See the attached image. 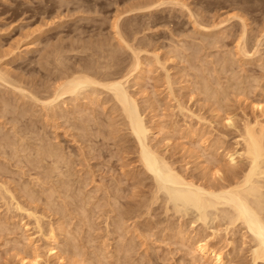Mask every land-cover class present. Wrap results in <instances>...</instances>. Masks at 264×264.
I'll return each mask as SVG.
<instances>
[{"label":"rangeland","instance_id":"obj_1","mask_svg":"<svg viewBox=\"0 0 264 264\" xmlns=\"http://www.w3.org/2000/svg\"><path fill=\"white\" fill-rule=\"evenodd\" d=\"M163 1L164 0H159V4L160 2H163ZM174 1L175 0H167L166 2L169 4H166L164 2L163 5L160 6L158 5L157 0H0V62H1L0 71H4L6 72V74L8 73L6 79L9 80L8 84L6 81L4 82L0 80V86H2L0 87V104L2 103L0 105V114L3 116V118L5 117L3 119L2 116L0 115V129H1L0 130V154H1L0 158L2 159V160L0 159V174H1L0 185H3L4 183H5L4 185L8 184L6 186L9 187L11 192H13V194L17 197L16 200L20 202L22 206H25L26 209L29 208V211H32L31 209H33L32 212L34 216L36 215L35 217L33 215L28 216L29 215V213H27L29 212L28 210L27 211L16 210L17 212H15V208L11 206L10 203H9L10 205L8 204V202L10 201L9 200L10 195L5 194L7 197L4 196V198H2L1 190H0V199L2 200V202L0 200V225H1L0 226V264H21L19 260L20 255L22 256L25 251L27 253H30V250L32 253L33 247L39 248V251L42 254V258H43L42 264L44 263L45 264H66V263L70 264V262L71 264L72 263L79 264L78 262L79 259H80V264L82 263L84 264L87 261L88 262L86 264H88L89 262H90L89 264L91 263L96 264L97 262H98L97 264H104V263L106 264H128V262L129 264H134V263L136 264H140V263L141 264H215V261L212 260L211 258H207L203 260L200 257L199 253H196L195 249L193 250V248H195V245H196L195 244L196 240H198L199 238H202L203 236L206 237V239L209 238L211 248L212 249L215 248L214 250L216 253L222 254V256L225 259L224 260L225 264H251L252 263V258H250L251 257L250 251H252L253 249L252 248L253 246L251 245H254V244H252L253 239L251 237V234H249V232L247 233L245 232L247 230L243 225L241 226L242 224L241 222H236V225L235 224L233 225L235 227H233L232 224H230L231 218L229 215L227 218L223 210V209H227L230 212L229 207L227 208V207L219 206V208L215 210H202V209H198L194 207L193 204L190 205L187 202L186 204H183V202H181L180 199H179L180 202H178L177 199H175V195H176L174 194L175 191L173 190V193H170L172 192L171 190L174 189L172 186L171 187L170 185L161 186L159 184L161 187L160 188L158 183L155 182L156 181L155 177L152 176L149 172L147 174L146 169L143 167V165L140 162V158L138 157L139 148L135 141L134 136L131 135L130 133L131 131L129 129V126H127V121L123 116L124 114H122L123 110L121 111V107H119L114 102V100H112L111 92H108V90L102 87H99L98 89L96 87L97 89L96 92H98L97 94L95 95L90 94L91 97H88V94L90 93L89 92L87 96H85L86 98H84L83 95H81L79 99H77L78 102L76 100L75 101L72 100L71 95L65 96V98L63 99H66V102L63 103L60 100L58 101L60 102V104L56 102V104H58V107H57L58 111H57V108L54 110H51V109L49 110L48 107L46 108L44 106L45 104H43L42 102L43 100L46 101V99H48L49 96L54 92L53 90H55L56 84L60 85L59 83H62L65 81L64 79H66L67 74H73V73L76 74L77 72L78 73H81V72L88 73L96 77L98 76L97 79H100L99 81H102V82H108L114 78H119V76L120 77L124 76V73L128 74L126 71L130 72L129 71L130 69L131 71L134 70L132 69V67H133V64L135 63V56L132 57L133 53L131 54L132 51H130V48L128 46L131 44L130 46L131 48L132 46H134L132 50L136 49L138 50L137 51L138 53L140 51L139 55H140V59L142 60L141 62L143 64L141 65L140 69L143 70V71L141 70V72L143 73H139L140 69H137L136 72L132 71L135 73L132 74V77L130 78V82L127 84V89L134 98H137L136 100L138 101V104L140 103L139 107L141 106L140 109L142 113L144 114L143 117L145 119V122L147 123V126L149 127V129H151L150 132L152 135L150 134L149 136L150 137L149 145H152L153 150L155 149L159 155L161 154L162 156H164L163 158L167 160L166 162L169 161L168 164L171 163L170 164L171 166L175 165L174 169L176 167V170L178 172L180 171V173L182 174L185 173L184 175L187 178L194 179L198 181V183L203 182L202 180H204V182H209V180L213 177L211 175L214 172V170H212V173H211V168L216 167V165L213 166V164L211 163L212 162L214 164L217 163V162H214L215 161L214 155L217 159L219 156V155L216 156L215 152L218 151L217 154L221 152L219 159L220 160L222 158L223 159L220 162L221 163L224 162L222 165L224 167H227L228 161L226 160V157L224 158L222 156H225V153L227 154V151L234 152L236 151L237 148H239L240 150V147H239L240 145H237L238 140L240 139L239 138L240 134L238 133H240L239 131H241L240 128H243L244 126L243 123L245 122V120L247 121L249 119L250 122H255V120L258 118L257 120L260 119V121L264 123V111L257 110L254 107L256 103L257 105L258 103L261 105L264 104V0H177L175 1V3ZM181 4L183 5L180 6ZM188 11L190 14L188 13ZM191 16L193 17L191 18ZM239 17H242V18H239ZM241 19L243 22L241 21ZM116 20H118V22ZM115 23L118 26H116ZM243 24L246 25L247 28L246 26H243ZM199 25L201 27H199ZM115 28H117L118 30ZM243 30L246 31L247 34L245 33L244 35ZM120 36L123 38H121ZM240 37L242 40L240 39ZM244 37L246 41V43H244L247 48L246 50H249V53H253L254 51H256L254 54L255 56L253 55L248 58L247 55L242 54L243 52L239 53L241 52L240 48L239 49L237 48L239 47L238 45L241 41L244 42ZM238 39L240 40V42ZM215 41H217V43ZM125 42L128 43L127 47L123 45V44H126ZM124 46L128 49H126ZM186 46L187 48H185ZM142 48L143 50H141ZM257 49H258V54H256ZM152 55H155V57ZM241 55L242 56L244 55V57L242 58ZM227 56H230V57H227ZM157 58H160V59H157ZM232 58L233 59L235 58L237 60L234 59L233 61ZM230 60H232V62L233 63L235 62V63L233 64L232 62H230ZM191 61L193 62L191 63ZM226 61L229 63L226 64ZM48 64L51 66H49ZM101 65L102 66L104 65L105 69ZM107 65L111 66V68ZM76 67H78L79 69ZM192 67L193 68L196 67V68L193 69ZM99 68L103 69L102 72L100 71ZM4 69H6V71ZM90 69L93 71H91ZM88 70L90 73L88 72ZM98 72L100 73L98 74ZM110 74L115 77L111 76ZM107 75L110 77H108ZM116 75H119V76L117 77ZM168 75L169 77H167ZM106 78H108V81ZM168 78H170L171 80L169 81ZM203 79H207V80L203 81ZM11 82L14 87H18L19 89L14 88L11 85ZM20 83L23 84L24 87L23 85L20 86ZM203 83L205 84L203 85ZM173 85L174 87L173 89H171ZM205 85L206 87L207 86L210 87L209 89L211 90L213 88L214 91L213 90L212 91L214 93H215V90H218L216 92L220 94L215 93L214 95H216L217 96L216 97V96H213L212 94L213 92L210 93L209 91L206 93L204 91V89H206V87H204ZM223 86H225V89ZM233 86L234 87L237 86V89L236 87L234 88ZM51 87H53L54 89ZM199 87H201L203 90ZM222 88L223 90H221ZM240 88L241 90L242 89L244 90V93L243 91H240L242 92L241 94L239 93L238 90H240ZM22 90H24L23 93H22ZM249 90L251 91L250 93H249ZM222 91H226L227 94L229 93L228 96L231 98L229 97L227 98L226 96L227 94L224 95L225 93L221 94ZM19 92H21L22 94ZM235 92H238V93H235ZM41 93L42 94L44 93V94L42 95ZM30 94L34 95L33 97L35 100L32 99L33 98L32 96L30 97ZM206 95H209V96L206 97ZM222 95H223V98H222ZM212 96L216 97V99H213ZM92 98H94L93 99L94 101L92 100ZM97 98L99 101L97 100ZM225 98L226 100L228 99V101L230 102L232 101V102L230 103L226 101ZM1 99H2V102H1ZM30 99H32V101H30ZM36 99H39L41 102ZM24 100H25V103H24ZM221 104H224V106ZM18 105H19V108L17 107ZM62 105H63V108H62ZM180 105L181 107L184 105V107L180 108ZM216 105L218 106L216 107ZM101 107L103 108V110ZM219 107L221 108V111ZM15 108H18V109L16 110ZM223 108L224 110L222 112ZM102 111L103 113H101ZM224 111L227 113H225ZM83 112H86V114L84 113L85 114L84 115ZM31 113H33L32 114L33 116L31 115ZM43 113L44 115L42 116ZM62 113L64 115H62ZM224 114H225V117H223V119H226V120L221 119L222 116H224ZM94 115L96 116V118ZM229 116L232 117V119L235 120L238 124L235 122L234 123L232 122V124L231 125L229 124L230 125L229 126L228 125L229 121L227 119ZM64 117L65 118L67 117V118L65 119ZM227 121L228 123H226ZM56 122L58 124L60 123L59 124L60 126ZM124 122L125 124L123 125ZM125 125L127 126L126 129H125ZM235 125L237 129L235 128ZM88 126L90 129L88 128ZM41 129H43L44 131L46 129L45 131L46 133L43 130L41 131ZM80 131L85 132L86 135H84V133L83 135H81ZM11 132L13 134H11ZM29 132L31 133L33 132V133L31 134ZM236 133L238 135H236ZM53 134L55 135L54 137H53ZM14 136L15 138H13ZM55 137L56 139H54ZM207 138L210 140H208ZM8 140L10 142L16 141L12 143V146L13 144H15L13 146L14 147L13 149H12L10 142H9L10 144L5 143L6 141L8 142ZM40 140L43 141L42 143L44 145H53V146L55 145V147L60 148V151H62L63 155L65 156V159L66 158L69 160L71 159L70 161L67 160L69 161L71 165L66 160L62 161L63 160L62 159L59 161V159L57 158L58 163H59L58 166L59 165L60 166L54 167V165L57 164L56 163L57 160H54L52 156L51 158L50 155H49L50 158L49 157L45 158L46 155L44 156L40 154L42 157L45 158L43 159L44 161L41 162L40 159L42 158L40 157V155H37L36 153L37 152L36 149L38 147L43 146L41 145V146L36 147L38 144H41ZM34 141L38 143H35ZM51 141L52 142L54 141L53 144ZM44 142L45 143L49 142L50 144H45ZM7 144L9 146H7ZM23 144L24 146L26 145L27 147L26 146L24 147ZM199 144L201 145L200 147H199ZM210 144H212V146ZM209 146L212 148H210ZM216 146L217 148L219 147L220 148L217 149ZM1 148L3 149L1 150ZM18 148L26 150V152ZM89 149H90V152L92 151L91 153L89 152ZM210 149L212 152L209 151ZM204 150L208 153H206ZM24 152H25V155L28 154L27 159L23 158V156L26 157L23 154ZM14 153H17V155L20 157H18L17 155L15 156ZM3 155H4V158H3ZM211 156H213L214 161L212 160L213 158ZM5 157H6V160H4ZM18 158H20L19 161H18ZM209 158L211 159V162ZM9 159L11 160V162ZM50 159L51 160L53 159L55 161V164L53 163L54 161H51ZM26 160L27 161L29 160V162H27ZM35 160L36 161L38 160V161L36 162ZM30 161H32V163L37 166H33V164H30L31 167H29L28 163H30ZM45 162L48 164H46ZM244 162L245 160L240 161L239 162L240 166H236V167L237 168L242 167L243 165L241 164H244ZM86 164H88V166ZM38 165H40L41 167L40 166L38 167ZM61 165L62 166L64 165V166L62 167ZM67 165L69 169L68 167H66ZM209 165H211L210 169H209ZM10 166L13 168H11ZM25 167L27 168V170L23 169ZM35 167H36V171H34ZM52 168H56V169H54V171L51 172L53 170ZM47 169L48 170L52 169V170L48 172ZM70 169L73 171L70 172ZM226 169L227 168H225V170ZM238 169L240 170L241 168H238ZM21 170L24 173H22ZM42 170H44L45 172ZM67 170L69 171L68 175L70 176L66 174V172H68ZM205 171L208 174H210L211 177L208 174H206ZM60 172H61L60 175L64 173L63 179L61 178L59 174H57ZM72 172H75V173L70 174ZM47 173L49 174L48 176H47ZM262 174L263 173L260 174L261 176L259 175L260 177L259 179L257 178V181L258 180L261 181V182L258 181V183L259 184L262 183V186H263L264 185L263 184L264 174L263 175ZM11 175H12V178H11ZM45 175L48 177V179ZM32 176H36L35 179L37 180H35L34 177ZM59 176H60V179L58 180ZM205 176H206V180L208 179L207 178L208 176L210 177V179L206 181L204 179ZM40 177H43L44 179L46 178V180H48V184L46 180H43V178H40ZM217 178L219 182V177L217 176ZM8 179L10 181H8ZM11 179L14 183L11 182ZM56 179L58 181H61L62 179L64 181L63 184L67 182L68 187H66L67 184L63 185L62 181H61V184H62L61 185L60 182H58ZM17 180L20 182H18ZM80 180H82V182ZM28 181H31V182L29 183ZM70 181H72V183H74L75 181L74 185H72ZM77 181L78 183H76ZM86 181H89L88 182L89 184ZM2 182L3 184H1ZM34 182H36L37 184ZM40 182L43 183V188ZM216 182L217 181H215V183ZM31 183L34 184V186ZM12 185H15V186L12 187ZM24 185L25 186L28 185L27 189L30 187V189H32L33 191H30L28 189L29 190L28 192L26 191V189L25 190L22 189L21 187L26 188L24 187ZM59 185H61L62 187ZM63 186L66 187L68 190H65ZM118 186L120 188V191H118L119 190V188H117ZM157 186H158V189L160 188V191L157 189ZM60 187L61 189H59ZM80 188H82L83 190ZM108 188H110L111 190ZM20 191H22V193L26 191V194L27 192L30 194L31 192L35 191L34 195L38 196L37 194H39V196L38 198L35 196L37 198L36 199L32 196L33 193H31L32 199L34 198L35 200H37V202L38 201L39 202L38 203L36 202V204H34L35 203L34 200L27 201L29 200L30 196H28L27 194L28 197H25L26 195L25 192L21 196ZM67 191L68 193H66ZM84 191L86 194L85 193L83 194ZM90 191H92V193ZM262 191L264 192V188L262 189ZM94 192L96 193L95 196H94ZM156 192H158V194ZM43 193H45L46 196H44L45 194L43 195ZM40 194H42L43 196ZM47 194H50V195H47ZM73 194H74L73 198H71L72 196L71 197L68 196V195H73ZM66 195H67V199L69 200H65ZM170 195H172L174 201ZM47 196L49 197V199L51 196V199L50 200L47 199ZM76 196H78V199ZM90 196L93 198H90ZM89 198L91 201H88ZM4 199L6 203L4 202ZM92 199L93 200L95 199V201L93 202ZM110 199L113 201V203L112 201H110ZM116 199L118 201H116ZM47 200H49L51 204H49ZM64 200L66 201V203ZM78 200L81 203H79ZM71 201H74L75 203ZM23 202L24 203L28 202L27 203L28 206L24 204ZM32 202H34L33 205H32ZM60 203L63 206L60 205ZM97 203L98 205H96ZM4 204H6L7 206L6 205L4 206ZM43 204L44 206L46 205L45 206L47 207L46 209L44 208ZM74 204L75 206L77 205L76 206L77 208L74 206ZM81 204L83 205L87 204L88 206L87 209H86V206H83ZM104 204H107V206ZM113 205H115L117 209L114 208ZM8 206L10 208L12 207L13 210L12 208L9 209ZM35 206L38 208V210ZM82 206L84 208H82ZM92 207L93 208L95 207V208L93 209ZM98 207L100 209H98ZM166 207L169 208V211ZM61 208H62L63 213L62 211H60ZM120 208H122L123 210ZM43 209L44 211L46 210L47 212L49 211L50 213L49 212L47 213L46 211L44 212ZM78 209H80L81 212H79L80 210ZM82 209L86 210L84 211L85 214L83 213ZM117 210H120V211H117ZM140 210L142 212H140ZM90 211L91 213H94V215L96 216H94L93 214H89ZM130 212L133 215H131ZM8 213L10 214L8 215ZM40 215L41 216L43 215V217H40ZM78 215H80V217ZM105 216L109 218L106 217L105 219ZM119 216L121 217L122 220L123 219L124 220L122 221L119 218ZM31 217H33L34 219ZM37 217L40 218L39 221L42 219L41 220L42 227L40 228V233H39V227L36 223L37 221L35 220L37 219ZM64 217H66V219ZM1 219H2V222H1ZM112 220L114 224L112 223ZM115 220H116V223H115ZM91 221L94 223H91ZM85 222L87 223L85 224ZM118 222L121 223L120 227H121L122 232L118 230L120 229V227L118 229L116 228L117 226H119L117 225ZM104 223H107V224L104 225ZM94 225L97 228L94 227ZM79 226H81V229ZM1 227H4L5 229ZM1 229H4V231ZM14 229H15V234H14ZM61 229L62 230L64 229V231L62 232ZM65 230L67 231L69 237H66L67 233L65 232ZM91 230H92V233H91ZM51 231H55L58 238L60 237L59 238L60 242L58 244L60 243L61 244L58 246H63L64 244L66 245L65 247H67L66 248L67 251L65 250L64 246H63L64 251H62L63 247L61 248L62 250L60 249L62 256L63 255L65 256L67 252V256L65 257L63 256V259H61V262H59L60 260H58L57 258L53 259L49 257V254L46 253L48 249V242H47L48 237L47 236L48 234H50ZM41 235H42V238H41ZM137 235H138V238H137ZM177 236L179 237L177 238ZM71 237H75V238H71ZM107 237L109 238V240L105 239ZM70 238L71 240L72 239L74 240L71 241ZM130 238L132 239L130 240ZM133 238L135 239V241H133ZM125 239H128V240H125ZM211 239L214 241H211ZM75 240L77 243L76 245L74 242ZM39 241L41 242L39 243ZM130 241L133 242L132 245ZM28 242L31 244H29ZM73 242H74V245H73ZM104 242L105 244L106 243L108 244L105 245ZM24 243L26 245L28 244L29 245L26 246ZM128 243L132 246V248L128 247L130 246L128 245ZM18 244H19V248L17 246ZM78 244L79 246H77ZM102 244H103V247H102L103 249L101 248ZM30 245H32L31 246L32 248L30 247ZM68 245L70 248L68 247ZM76 246L81 249V250L79 249L80 251L78 250L79 252L77 251L78 248L74 249L75 252L73 251V247H76ZM126 248H128L129 251L130 249L132 250V253L130 251V255H129V252L127 251L128 249L125 250ZM93 251L95 252L93 253ZM124 252H125V255H124ZM14 253H17V254H14ZM69 253L71 254V256L69 255ZM76 253L78 255V259L77 257L73 255V254L76 255ZM79 255L80 256L83 255L82 259L79 257ZM102 256L105 257V258L103 257L105 262L102 261L103 260V258L101 259ZM98 257L100 258L98 259ZM76 260H77V263H76Z\"/></svg>","mask_w":264,"mask_h":264},{"label":"bare ground","instance_id":"obj_2","mask_svg":"<svg viewBox=\"0 0 264 264\" xmlns=\"http://www.w3.org/2000/svg\"><path fill=\"white\" fill-rule=\"evenodd\" d=\"M158 1V5H163V3L165 2L166 4H169V3H167L165 0L163 1V2H160V4H159V0H157ZM175 1H177V0H175ZM175 1H174V3H175ZM153 2V1H152ZM188 2V1H187ZM171 3V2H170ZM145 4V3H144ZM152 4V3H151ZM188 4V3H187ZM190 4V3H189ZM155 5V4H154ZM157 5V4H156ZM183 4H181L180 6H182ZM159 6V7H160ZM176 6V5H175ZM150 7V6H149ZM152 7V6H151ZM184 7V6H183ZM187 9V8H186ZM190 11V10H189ZM189 11H188V13H189ZM191 12V11H190ZM190 14V13H189ZM196 14V13H195ZM190 16V15H189ZM237 16V15H236ZM236 16H235V18H236ZM193 16H191V18H192ZM198 17V16H197ZM232 17V16H231ZM239 18H242V17H239ZM196 19H198V18H196ZM196 19H194V20H196ZM201 19H202V17H201ZM204 19V18H203ZM193 20V21H194ZM117 22H118V20H116ZM204 21V20H203ZM207 21V20H206ZM226 21V20H225ZM241 21H242V19H241ZM240 21V22H241ZM245 21V20H244ZM195 22H197V21H195ZM201 22V21H200ZM243 22V21H242ZM116 24V23H115ZM196 24V23H195ZM198 24V23H197ZM201 25V24H200ZM199 25V27H201ZM116 26H118L117 24H116ZM195 26V25H194ZM193 26V27H194ZM198 26V25H197ZM243 26H246V25H244L243 24ZM205 27V26H204ZM203 27V28H204ZM211 27H213V26H211ZM217 28V27H216ZM246 28H247V26H246ZM115 29H117V28H115ZM200 29V28H199ZM205 29V28H204ZM118 30V29H117ZM116 30V31H117ZM206 30V29H205ZM246 30V29H245ZM115 31V32H116ZM195 31V30H194ZM210 31V30H209ZM248 31V30H247ZM118 32V31H117ZM201 33V32H200ZM241 33V32H240ZM243 33H244V35H245V33H246V31H244L243 30ZM247 34V33H246ZM241 35V34H240ZM243 36V35H242ZM248 36V35H247ZM121 37V36H120ZM219 37V36H218ZM121 38H123V37H121ZM120 38V39H121ZM207 38V37H206ZM119 39V40H120ZM240 39H241V37H240ZM246 39H248V38H246ZM127 40V39H126ZM206 40V39H205ZM208 40V39H207ZM239 40V39H238ZM242 40V39H241ZM121 42V41H120ZM216 43H217V41H215ZM239 42H240V40H239ZM248 42V41H247ZM126 43V42H125ZM206 43V42H205ZM244 43H246V41H245V37H244V42L243 41H241L240 43H239V47L237 48V49H239L240 48V51L241 52H239V53H242V54H245V55H247L248 56V58L250 57V56H253L254 54H255V52L256 51H254L253 53H249V50H246L247 48H246V46H245V44ZM108 44V43H107ZM127 44L128 43H126V44H123V45H125L126 47H127ZM209 44V43H208ZM257 44V43H256ZM100 45V44H99ZM133 45V44H132ZM237 45V44H236ZM258 45V44H257ZM106 46V45H105ZM110 46V45H109ZM124 46V47H125ZM129 46V48H130V51H132L131 52V54H132V57L133 56H135V63L133 64V67H132V69H134V70H132V71H137V69H140V67H141V65H143L142 64V60L140 59V55H139V53H140V51H139V53L137 52L138 50H136V49H134V50H132V48H134V46H132V48L130 47L131 46V44L130 45H128ZM140 46V45H139ZM215 46V45H214ZM241 46V47H240ZM62 47V46H61ZM125 47V48H126ZM248 47V46H247ZM101 48V47H100ZM105 48V47H104ZM111 48H112V46H111ZM177 48V47H176ZM185 48H187V46L185 47ZM208 48V47H207ZM250 48V47H249ZM69 49V48H68ZM126 49H128V48H126ZM178 49V48H177ZM65 50V49H64ZM98 50H99V48H98ZM102 50V49H101ZM135 50H136V52H135ZM140 50V49H139ZM141 50H143V48L141 49ZM252 50V49H251ZM95 51V50H94ZM111 51V50H110ZM114 51V50H113ZM145 51V50H144ZM175 51H176V49H175ZM202 51V50H201ZM235 51V50H234ZM55 52H56V50H55ZM60 52V51H59ZM103 52V51H102ZM109 52V51H108ZM120 52V51H119ZM118 52V53H119ZM174 52V51H173ZM230 52V51H229ZM61 53V52H60ZM101 53V52H100ZM110 53V52H109ZM115 53V52H114ZM114 53H113V55H114ZM178 53V52H177ZM181 53V52H180ZM238 53V54H239ZM108 54V53H107ZM228 54V53H227ZM232 54H234V53H232ZM231 54V55H232ZM256 54H258V49H257V53ZM103 55V54H102ZM109 55V54H108ZM111 55V54H110ZM174 55V54H173ZM192 55V54H191ZM229 55V54H228ZM52 56V55H51ZM96 56V55H95ZM95 56H94V58H95ZM107 56V55H106ZM152 56H154L155 57V55H152ZM177 56V55H176ZM196 56V55H195ZM233 56V55H232ZM242 56V55H241ZM255 56V55H254ZM49 57H50V55H49ZM65 57V56H64ZM100 57V56H99ZM102 57V56H101ZM119 57V56H118ZM159 57V56H158ZM226 57V56H225ZM227 57H230V56H227ZM244 57V55L242 56V58ZM48 58V57H47ZM56 58V57H55ZM58 58V57H57ZM59 58H60V56H59ZM62 58V57H61ZM103 58V57H102ZM109 58V57H108ZM153 58V57H152ZM186 58H187V56H186ZM46 59V58H45ZM118 59V58H117ZM134 59V58H133ZM143 59V58H142ZM157 59H160V58H157ZM156 59V60H157ZM235 59V58H234ZM234 59L232 58V60L234 61ZM253 59V58H252ZM48 60V59H47ZM57 60V59H56ZM59 60V59H58ZM67 60V59H66ZM101 60V59H100ZM112 60V59H111ZM188 60V59H187ZM186 60V61H187ZM194 60V59H193ZM226 60V59H225ZM225 60H224V62H225ZM232 60H230V62H232ZM235 60H237V59H235ZM63 61H64V59H63ZM114 61V60H113ZM134 61V60H133ZM47 62V61H46ZM59 62V61H58ZM106 62V61H105ZM132 62V61H131ZM158 62V61H157ZM161 62V61H160ZM193 61H191V63H192ZM1 63V62H0ZM48 63V62H47ZM50 63V62H49ZM98 63V62H97ZM96 63V64H97ZM144 63V62H143ZM227 63H229V62H227L226 61V64ZM233 63V62H232ZM235 63V62H234ZM233 63V64H234ZM110 64H111V62H110ZM117 64V63H116ZM201 64V63H200ZM220 64H222V63H220ZM224 64V63H223ZM46 65V64H45ZM49 65V64H48ZM59 65H61V64H59ZM63 65V64H62ZM70 65V64H69ZM105 65V64H104ZM104 65L102 66L103 68H104ZM131 65V64H130ZM160 65H162V64H160ZM229 65H231V64H229ZM228 65V66H229ZM49 66H51V65H49ZM68 66V65H67ZM94 66H96V65H94ZM107 66H109V65H107ZM121 66V65H120ZM119 66V67H120ZM129 66V65H128ZM224 66V65H223ZM227 66V67H228ZM46 67V66H45ZM54 67V66H53ZM60 67V66H59ZM92 67V66H91ZM106 67V66H105ZM110 68H111V66H109ZM164 67H166V66H164ZM5 68V67H4ZM65 68V67H64ZM76 68H78V67H76ZM96 68V67H95ZM107 68V67H106ZM113 68V67H112ZM116 68V67H115ZM123 68V67H122ZM130 68H131V66H130ZM193 68V67H192ZM194 68H196V67H194ZM193 68V69H194ZM226 68V67H225ZM10 69V68H9ZM55 69V68H54ZM79 69V68H78ZM98 69V68H97ZM100 69V68H99ZM105 69V68H104ZM166 69V68H165ZM198 69V68H197ZM201 69V68H200ZM224 69V68H223ZM5 71H6V69H4ZM91 70V69H90ZM102 70L103 69H100V71L102 72ZM106 70H108V69H106ZM111 70V69H110ZM121 70V69H120ZM127 70H129V69H127ZM141 70L142 69H140V72H139V70H138V72L139 73H143V72H141ZM70 71V70H69ZM72 71V70H71ZM78 71V70H77ZM91 71H93V70H91ZM130 72H128V71H126L128 74H126V73H124V76H119V75H116L117 77L119 76V78H114V79H112V80H110V81H108V78H106L107 79V81L108 82H102V81H99L100 79H97V77L96 76H93V75H90V74H88V73H76V74H67V76H66V79H64L65 81L64 82H62V83H59L60 85H58V84H56V88H55V90H53L54 92L49 96V98L48 99H46V101L45 100H43L42 102H43V104H45L44 106L47 108L48 107V109L50 110H54V109H56L57 107H58V104H56V102H58L59 100L60 101H62L63 103L64 102H66V99H63V98H65V96H68V95H71L72 97H71V99L72 100H76L77 101V99H79V97L81 96V95H83V97L84 98H86L85 96H87V94H88V97H91V95L90 94H93V95H95V94H97L98 92H96V90L99 88V87H102V88H104V89H106V90H108V92H111L112 94V100H114V102L119 106V107H121V111L123 110V113L122 114H124L123 116H124V118L126 119V121H127V126H129V129H130V133H131V135H133L134 136V138H135V141H136V143H137V145H138V148H139V158H140V162H141V164L143 165V167L146 169V171H147V174H148V172L152 175V176H154L155 177V179H156V181L155 182H157L158 183V185L160 184L161 186H167V185H170V187L172 186L174 189H172L171 191L172 192H170V193H173V190L175 191V193L174 194H176L175 195V199H177V201L178 202H180V200H181V202H183V204H186V202L187 203H189L190 205L191 204H193L194 205V207H196V208H198V209H202V210H215V209H218L219 208V206L221 207H229L230 209V212L227 210V209H223L224 210V213H225V216H227V218H228V215L230 216V218H231V223L230 224H232V226L235 224L236 225V222H241L242 224H241V226L243 225L245 228H246V230L247 231H245L246 233L247 232H249V234H251V237H252V244H254V245H251V246H253L252 248V251H250L251 253V257L250 258H252V263L251 264H264V192L262 191V189L264 188V185L262 186V183H258V181H257V178L259 179V177L261 176L260 174L261 173H263L264 174V123H262L261 121H260V119L259 120H257L256 118V120H255V122H250L249 121V119L246 121L245 119V122L243 123L244 124V126H243V128H240V126H239V128H240V130L241 131H239L240 133H238V134H240L239 135V140H238V143H237V145H240L239 147H240V150H239V148H237L236 149V151H234V152H228L227 151V154L225 153V156H222V157H226V160L228 161L227 162V164H228V166L227 167H224L222 164L224 163L223 161V163H221L220 161L223 159H219L220 157V153L221 152H219V154H217L218 153V151L217 152H215V154H216V156L217 155H219L218 156V159L215 157V155H214V158H215V161H214V158H213V156H211L213 159V161L214 162H217V163H211V164H213V166H215L216 165V167H212L211 168V173H212V170H214V172H213V174L211 175V176H213L211 179H210V174H208L206 171V174H208L209 176L207 177L208 179L207 180H209V182H204V180H202L203 182H199L198 183V181H196V180H194V179H189V178H187L184 174H182V173H180V171L178 172L177 170H176V167H175V169H174V166L172 167L170 164L171 163H169L168 164V162H166L167 160L165 159V158H163L164 156H162L161 154L159 155L158 154V152H156V150L154 151L153 150V146L152 145H149L150 143V141H149V136H150V134H151V129H149V127L147 126V123L145 122V119H144V117H143V113H142V111H141V109H140V107H139V104H138V101L136 100L137 98H134L132 95H131V93L128 91V89H127V84L130 82V78L132 77V74L133 73H135V72H132L131 71V69L129 70ZM143 71V70H142ZM68 72V71H67ZM88 72H89V70H88ZM96 72H97V70H96ZM111 72V71H110ZM145 72V71H144ZM198 72V71H197ZM202 72V71H201ZM63 73V72H62ZM90 73V72H89ZM100 72H98V74H99ZM105 73V72H104ZM122 73V72H121ZM8 74V73H7ZM7 74H6V72H4V71H0V80H2V81H6L7 82V84H8V81L9 80H7L6 78H7ZM11 74V73H10ZM66 74V73H65ZM97 74V73H96ZM103 74V73H102ZM108 74V73H107ZM119 74V73H118ZM126 74V75H125ZM201 74V73H200ZM199 74V75H200ZM111 75V74H110ZM197 75V74H196ZM202 75V74H201ZM9 76V75H8ZM62 76V75H61ZM65 76V75H64ZM103 76V75H102ZM101 76V77H102ZM108 76V75H107ZM111 76H113V75H111ZM140 76H142V75H140ZM10 77V76H9ZM105 77H106V75H105ZM108 77H110V76H108ZM113 77H115V76H113ZM136 77V76H135ZM145 77V76H144ZM167 77H169V75L167 76ZM198 77V76H197ZM201 77V76H200ZM203 77H205V76H203ZM56 78V77H55ZM61 78V77H60ZM133 78H134V76H133ZM143 78V77H142ZM235 78V77H234ZM9 79V78H8ZM12 79V78H11ZM62 79V78H61ZM106 79H105V81H106ZM169 79V81L171 80L170 78H168ZM232 79V78H231ZM237 79V78H236ZM60 80V79H59ZM140 80H142V79H140ZM202 80V79H201ZM204 80H207V79H203V81ZM209 80V79H208ZM234 80V79H233ZM1 81V82H2ZM11 81V80H10ZM19 81V80H18ZM22 81H23V79H22ZM173 81V80H172ZM235 81H237V80H235ZM239 81V80H238ZM14 82V81H13ZM59 82V81H58ZM175 82V81H174ZM10 83V82H9ZM54 83V82H53ZM140 83V82H139ZM170 83V82H169ZM172 83V82H171ZM230 83V82H229ZM205 83H203V85H204ZM207 84V83H206ZM211 84V83H210ZM220 84V83H219ZM246 84V83H245ZM10 85V84H9ZM11 85H12V82H11ZM15 85V84H14ZM16 85H17V83H16ZM21 85H23V84H21L20 83V86ZM27 85V84H26ZM51 85V84H50ZM130 85V84H129ZM169 85V84H168ZM171 85V84H170ZM235 85V84H234ZM236 85H238V84H236ZM240 85V84H239ZM13 86V85H12ZM18 86H19V84H18ZM35 86V85H34ZM33 86V87H34ZM136 86V85H135ZM202 86V85H201ZM213 86V85H212ZM220 86V85H219ZM249 86H251V85H249ZM253 86V85H252ZM0 87H2V86H0ZM14 87V86H13ZM23 87H24V85H23ZM26 87V86H25ZM47 87V86H46ZM96 87H97V89H96ZM131 87V86H130ZM170 87V86H169ZM173 87H174V85L172 86V88L171 89H173ZM204 87H206V85L204 86ZM208 87V86H207ZM206 87V89H204V91L207 93V92H209L210 91V93L211 92H213L214 90H213V88H212V90L211 89H209L210 87H208L207 88ZM224 87V89H225V86H223ZM234 87V86H233ZM236 87V89H237V86H235ZM234 87V88H235ZM240 87V86H239ZM14 88H17V89H19L18 87H14ZM32 88V87H31ZM51 88H53V87H51ZM101 88V89H102ZM199 88H201V87H199ZM229 88V87H228ZM232 88V87H231ZM247 88V87H246ZM22 89V88H21ZM30 89V88H29ZM28 89V90H29ZM54 89V88H53ZM202 89V88H201ZM200 89V90H201ZM233 89V88H232ZM239 89V88H238ZM245 89V88H244ZM249 89V88H248ZM47 90H48V88H47ZM105 90V91H106ZM170 90V89H169ZM175 90V89H174ZM203 90V89H202ZM221 90H223V88L221 89ZM226 90H227V88H226ZM234 90V89H233ZM252 90V89H251ZM16 91V90H15ZM23 91L24 90H22V93H23ZM31 91V90H30ZM29 91V92H30ZM100 91V90H99ZM203 91V92H204ZM216 91H218V90H215V93L216 94H220V93H217ZM219 91H220V89H219ZM229 91V90H228ZM232 91V90H231ZM235 91V90H234ZM237 91V90H236ZM239 91V93L241 94L242 92H240V91H243V93H244V90L242 89L241 90V88H240V90H238ZM246 91H247V89H246ZM27 92V91H26ZM37 92V91H36ZM44 92V91H43ZM96 92V93H95ZM172 92H173V90H172ZM175 92V91H174ZM251 91L249 90V93H250ZM17 93V92H16ZM19 93H21V92H19ZM21 93V94H22ZM100 93V92H99ZM202 93V92H201ZM214 92L212 93L213 94V96H216V95H214L215 94ZM225 93V94H224ZM235 93H238V92H235ZM234 93V94H235ZM27 94V93H26ZM38 94V93H37ZM42 94V93H41ZM40 94V95H41ZM44 94V93H43ZM42 94V95H43ZM101 94V93H100ZM203 94V93H202ZM221 94H224V95H226L227 94V92L226 91H222L221 92ZM229 94V93H228ZM228 94L226 95L227 96V98L229 97L228 96ZM246 94V93H245ZM245 94H243V95H245ZM7 95V94H6ZM13 95H14V93H13ZM48 95V94H47ZM90 95V96H89ZM99 95V94H98ZM135 95V94H134ZM173 95V94H172ZM211 95V94H210ZM239 95V94H238ZM248 95V94H247ZM10 96V95H9ZM27 96V95H26ZM33 97L34 95H31L30 94V97ZM36 96V95H35ZM74 96V97H73ZM106 96V95H105ZM171 96V95H170ZM207 96H209V95H206V97ZM212 96V97H213ZM221 96V95H220ZM39 97V96H38ZM37 97V98H38ZM48 97V96H47ZM46 97V98H47ZM88 97H87V99H88ZM93 97V96H92ZM98 97V96H97ZM111 97V96H110ZM205 97V98H206ZM217 97V96H216ZM216 97H213V99H216ZM24 98H25V96H24ZM27 98H29V97H27ZM26 98V99H27ZM74 98V99H73ZM101 98V97H100ZM175 98V97H174ZM209 98V97H208ZM207 98V99H208ZM211 98V97H210ZM222 98H223V95H222ZM229 98H231V97H229ZM21 99V98H20ZM32 99H34V97L32 98ZM32 99H30V101H32ZM61 99H63V100H61ZM70 99V98H69ZM94 98H92V100H93ZM109 99H111V98H109ZM171 99V98H170ZM206 99V100H207ZM213 99H212V101H213ZM217 99H219V98H217ZM6 100V99H5ZM35 100V99H34ZM34 100H33V102H34ZM36 100H39V99H36ZM85 100V99H84ZM97 100H98V98H97ZM111 100V101H112ZM225 100H226V98H225ZM40 101V100H39ZM45 101V102H44ZM82 101V100H81ZM86 101V100H85ZM90 101V100H89ZM94 101V100H93ZM99 101V100H98ZM226 101H228V99L226 100ZM225 101V102H226ZM241 101V100H240ZM1 102H2V99H1ZM4 102V101H3ZM8 102V101H7ZM29 102V101H28ZM36 102V101H35ZM41 102V101H40ZM61 102V103H62ZM78 102V101H77ZM113 102V101H112ZM217 102V101H216ZM228 102H230V101H228ZM232 102V101H231ZM230 102V103H231ZM258 102H260V101H258ZM6 103V102H5ZM24 103H25V100H24ZM37 103V102H36ZM35 103V104H36ZM59 104H60V102H58ZM68 103V102H67ZM72 103V102H71ZM148 103V102H147ZM179 103V102H178ZM211 103V102H210ZM220 103H222V102H220ZM2 104V103H1ZM0 104V105H1ZM4 104V103H3ZM41 104V103H40ZM55 104V105H54ZM74 104H76V103H74ZM80 104V103H79ZM93 104V103H92ZM154 104V103H153ZM182 104V103H181ZM219 104V103H218ZM234 104V103H233ZM31 105V104H30ZM34 105V104H33ZM37 105V104H36ZM69 105V104H68ZM72 105V104H71ZM70 105V106H71ZM94 105V104H93ZM214 105V104H213ZM221 105H223L224 106V104H221ZM264 105V104H263ZM263 105H261V104H259L258 103V105H257V103H256V105L254 106L257 110H260V111H264V106ZM27 106V105H26ZM29 106V105H28ZM73 106V105H72ZM79 106V105H78ZM85 106V105H84ZM95 106V105H94ZM106 106V105H105ZM104 106V107H105ZM114 106V105H113ZM145 106V105H144ZM218 105H216V107H217ZM220 106V105H219ZM226 106H227V104H226ZM232 106V105H231ZM252 106V105H251ZM18 108H19V105L17 106ZM22 107V106H21ZM36 107V106H35ZM60 107V106H59ZM66 107V106H65ZM89 107V106H88ZM97 107V106H96ZM152 107V106H151ZM150 107V108H151ZM184 107V105L181 107V105H180V108H183ZM213 107V106H212ZM216 107H214V108H216ZM222 107V106H221ZM12 108H14V107H12ZM18 108H15L16 110L18 109ZM32 108V107H31ZM62 108H63V105H62ZM69 108V107H68ZM71 108V107H70ZM81 108V107H80ZM100 108V107H99ZM102 108V107H101ZM115 108V107H114ZM220 108V107H219ZM229 108V107H228ZM4 109V108H3ZM36 109V108H35ZM61 109V108H60ZM76 109V108H75ZM78 109V108H77ZM106 109V108H105ZM144 109V108H143ZM149 109V108H148ZM22 110V109H21ZM42 110H43V108H42ZM68 110V109H67ZM81 110V109H80ZM100 110V109H99ZM102 110H103V108H102ZM115 110V109H114ZM152 110H153V108H152ZM223 110H224V108L222 109V112H223ZM230 110H232V109H230ZM7 111V110H6ZM29 111V110H28ZM31 111V110H30ZM46 111V110H45ZM57 111H58V108H57ZM60 111V110H59ZM62 111V110H61ZM90 111V110H89ZM93 111V110H92ZM95 111V110H94ZM98 111V110H97ZM101 111V110H100ZM184 111H185V109H184ZM211 111V110H210ZM220 111H221V108H220ZM18 112H20V111H18ZM32 112V111H31ZM51 112V111H50ZM63 112V111H62ZM66 112V111H65ZM77 112V111H76ZM79 112H81V111H79ZM180 112H182V111H180ZM225 112V111H224ZM231 112V111H230ZM229 112V113H230ZM27 113V112H26ZM36 113H38V112H36ZM42 113V112H41ZM47 113V112H46ZM55 113H56V111H55ZM59 113V112H58ZM86 114V112H83V114ZM88 113V112H87ZM91 113V112H90ZM101 113H103V111L101 112ZM213 113H215V112H213ZM225 113H227V112H225ZM5 114V113H4ZM33 113H31V115H32ZM51 114V113H50ZM84 114V115H85ZM216 114H218V113H216ZM256 114V113H255ZM1 115V114H0ZM6 115V114H5ZM11 115V114H10ZM13 115V114H12ZM16 115V114H15ZM44 115V113L42 114V116ZM56 115V114H55ZM61 115V114H60ZM62 115H64L63 113H62ZM61 115V116H62ZM111 115V114H110ZM109 115V116H110ZM145 115H147V114H145ZM221 115V114H220ZM219 115V116H220ZM233 115V114H232ZM2 116V115H1ZM25 116V115H24ZM33 116V115H32ZM47 116V115H46ZM49 116H51V115H49ZM54 116V115H53ZM57 116V115H56ZM75 116V115H74ZM78 116V115H77ZM83 116V115H82ZM87 116V115H86ZM95 116V115H94ZM112 116V115H111ZM218 116V117H219ZM227 116V115H226ZM234 116V115H233ZM238 116V115H237ZM247 116V115H246ZM263 116V115H262ZM59 117V116H58ZM70 117V116H69ZM91 117H93V116H91ZM223 117H225V114H224V116H222V118L221 119H223ZM230 117V116H229ZM227 118L228 119V121H229V123H228V121L226 122V123H228V125L230 124H232V122L234 123H237L235 120H233L232 119V117H230V118ZM235 117V116H234ZM2 118H3V116H2ZM5 118V117H4ZM3 118V119H4ZM40 118V117H39ZM39 118H38V120H39ZM46 118V117H45ZM51 118V117H50ZM65 118V117H64ZM63 118V119H64ZM67 118V117H66ZM65 118V119H66ZM88 118V117H87ZM95 118H96V116H95ZM101 118V117H100ZM115 118V117H114ZM262 118V117H261ZM43 119V118H42ZM53 119V118H52ZM82 119H83V117H82ZM86 119V118H85ZM116 119V118H115ZM243 119V118H242ZM15 120H17V119H15ZM50 120V119H49ZM54 120V119H53ZM59 120V119H58ZM121 120V119H120ZM215 120V119H214ZM218 120V119H217ZM223 120H226V119H223ZM11 121H13V120H11ZM64 121V120H63ZM88 121V120H87ZM89 121H91V120H89ZM93 121V120H92ZM124 121V120H123ZM251 121H253V120H251ZM26 122V121H25ZM45 122V121H44ZM47 122V121H46ZM50 122V121H49ZM54 122V121H53ZM67 122V121H66ZM86 122V121H85ZM111 122V121H110ZM148 122V121H147ZM217 122V121H216ZM1 123H3V122H1ZM30 123V122H29ZM43 123V122H42ZM51 123V122H50ZM55 123V122H54ZM57 123V122H56ZM68 123V122H67ZM69 123H70V121H69ZM80 123V122H79ZM91 123V122H90ZM104 123H106V122H104ZM213 123V122H212ZM10 124V123H9ZM48 124V123H47ZM46 124V125H47ZM52 124V123H51ZM58 124V123H57ZM60 124V123H59ZM58 124V125H59ZM66 124V123H65ZM94 124V123H93ZM92 124V125H93ZM97 124V123H96ZM109 124H111V123H109ZM108 124V125H109ZM125 124V122L123 123V125ZM211 124V123H210ZM224 124V123H223ZM238 124V123H237ZM5 125V124H4ZM22 125V124H21ZM20 125V126H21ZM67 125V124H66ZM76 125V124H75ZM74 125V126H75ZM95 125V124H94ZM98 125V124H97ZM105 125V124H104ZM149 125H150V123H149ZM227 125V124H226ZM225 125V126H226ZM227 125V126H228ZM229 125V126H230ZM234 125V124H233ZM10 126V125H9ZM12 126V125H11ZM16 126V125H15ZM31 126V125H30ZM60 126V125H59ZM96 126V125H95ZM101 126V125H100ZM110 126V125H109ZM126 125H125V129H126V127H127ZM212 126H213V124H212ZM8 127V126H7ZM42 127V126H41ZM53 127V126H52ZM94 127V126H93ZM107 127V126H106ZM242 127V126H241ZM2 128V127H1ZM6 128V127H5ZM15 128H17V127H15ZM43 128V127H42ZM88 128H89V126H88ZM152 128V127H151ZM235 128H236V125H235ZM4 129V128H3ZM9 129H10V127H9ZM49 129V128H48ZM90 129V128H89ZM213 129V128H212ZM237 129V128H236ZM243 129V130H242ZM1 130V129H0ZM5 130V129H4ZM12 130V129H11ZM14 130V129H13ZM16 130V129H15ZM21 130V129H20ZM32 130V129H31ZM30 130V131H31ZM43 129H41V131H42ZM77 130H78V128H77ZM81 130V129H80ZM95 130V129H94ZM193 130V129H192ZM215 130V129H214ZM33 131V130H32ZM44 131V130H43ZM45 131H46V129H45ZM44 131V132H45ZM57 131V130H56ZM91 131V130H90ZM97 131V130H96ZM5 132V131H4ZM18 132H19V130H18ZM22 132V131H21ZM25 132V131H24ZM50 132V131H49ZM79 132V131H78ZM81 132V131H80ZM101 132V131H100ZM192 132V131H191ZM218 132V131H217ZM238 132V131H237ZM16 133V132H15ZM29 133H31V132H29ZM33 133V132H32ZM31 133V134H32ZM42 133V132H41ZM40 133V134H41ZM46 133V132H45ZM44 133V134H45ZM83 133H84V135H86L85 134V132H81V135H83ZM91 133V132H90ZM102 133V132H101ZM234 133V132H233ZM11 134H13L12 132H11ZM27 134V133H26ZM96 134V133H95ZM197 134V133H196ZM237 133H236V135H238ZM9 135V134H8ZM16 135V134H15ZM20 135H21V133H20ZM25 135V134H24ZM28 135V134H27ZM79 135H80V133H79ZM78 135V136H79ZM97 135V134H96ZM100 135V134H99ZM103 135V134H102ZM110 135V134H109ZM152 135V134H151ZM194 135V134H193ZM202 135H204V134H202ZM220 135V134H219ZM29 136V135H28ZM27 136V137H28ZM33 136V135H32ZM37 136V135H36ZM55 135L53 134V137H54ZM89 136V135H88ZM190 136V135H189ZM214 136V135H213ZM224 136V135H223ZM44 137V136H43ZM52 137V136H51ZM59 137V136H58ZM82 137V136H81ZM203 137V136H202ZM205 137V136H204ZM13 138H15V136L13 137ZM20 138V137H19ZM30 138H31V136H30ZM36 138V137H35ZM38 138V137H37ZM41 138H42V136H41ZM45 138V137H44ZM46 138H48V137H46ZM86 138V137H85ZM84 138V139H85ZM96 138V137H95ZM95 138H94V140H95ZM133 138V137H132ZM214 138V137H213ZM222 138V137H221ZM11 139V138H10ZM22 139H24V138H22ZM54 139H56V137L54 138ZM53 139V140H54ZM75 139V138H74ZM82 139V138H81ZM103 139H104V137H103ZM206 139V138H205ZM208 139V138H207ZM234 139V138H233ZM15 140V139H14ZM18 140V139H17ZM27 140V139H26ZM34 140V139H33ZM44 140V139H43ZM46 140V139H45ZM52 140V139H51ZM106 140H108V139H106ZM201 140V139H200ZM208 140H210V139H208ZM2 141V140H1ZM4 141V140H3ZM20 141V140H19ZM31 141V140H30ZM38 141V140H37ZM41 141V140H40ZM76 141V140H75ZM83 141H85V140H83ZM199 141V140H198ZM10 141L8 140V142L6 141L5 143H8V144H10L11 143V146H12V143L13 142H16V141H13V142H10ZM18 142V141H17ZM28 142V141H27ZM35 142V141H34ZM43 141H41V144H38L36 147H38V146H41V145H43V146H41V147H38L37 149H36V153H37V155H40V154H42V155H46V157L45 158H48L49 157V155H50V157L52 156L53 157V159L54 160H57V158L59 159V161L60 160H62V161H67V160H69V159H65V156L63 155V153H62V151H60V148H58V147H55V145L53 146V145H44L43 143H42ZM52 142V141H51ZM54 142V141H53ZM53 142H52V144H53ZM55 142H56V140H55ZM88 142V141H87ZM90 142V141H89ZM236 142V141H235ZM33 143V142H32ZM35 143H38V142H35ZM34 143V144H35ZM40 143V142H39ZM45 143V142H44ZM83 143V142H82ZM2 144V143H1ZM7 144V146H9ZM30 144V143H29ZM45 144H50L49 142L48 143H45ZM61 144V143H60ZM85 144V143H84ZM88 144V143H87ZM91 144V143H90ZM152 144V143H151ZM197 144V143H196ZM195 144V145H196ZM200 144H201V142H200ZM199 144V147L201 146ZM203 144V143H202ZM215 144V143H214ZM234 144V143H233ZM15 144H13V146H14ZM33 145V144H32ZM83 145V144H82ZM168 145V144H167ZM211 146H212V144H210ZM217 145V144H216ZM223 145V144H222ZM5 146H6V144H5ZM12 146V149L14 148ZM22 146V145H21ZM20 146V147H21ZM23 146H24V144H23ZM26 146V145H25ZM24 146V147H25ZM193 146V145H192ZM220 146V145H219ZM2 147V146H1ZM24 147H22V148H24ZM27 147V146H26ZM34 147V146H33ZM60 147V146H59ZM64 147V146H63ZM62 147V148H63ZM91 147H92V145H91ZM94 147V146H93ZM206 147V146H205ZM210 147V146H209ZM43 148V149H42ZM83 148V147H82ZM86 148V147H85ZM90 148V147H89ZM210 148H212V147H210ZM216 148H217V146H216ZM220 148V147H219ZM219 148H217V149H219ZM223 148V147H222ZM236 148V147H235ZM234 148V149H235ZM3 148H1V150H2ZM18 149H20V148H18ZM28 149V148H27ZM35 149H34V151H35ZM199 149V148H198ZM206 149V148H205ZM16 150V149H15ZM20 150H22V151H25L26 152V150H23V149H20ZM19 150V151H20ZM62 150V149H61ZM80 150H82V149H80ZM84 150V149H83ZM202 150V149H201ZM214 150V149H213ZM223 150V149H222ZM225 150V149H224ZM231 150H233V149H231ZM40 151V152H39ZM205 151V150H204ZM209 151H211V149L209 150ZM216 151V150H215ZM25 152L23 153L24 155H25ZM29 152V151H28ZM62 154H61V153ZM65 152V151H64ZM89 152H90V149H89ZM92 152V151H91ZM90 152V153H91ZM206 152V151H205ZM212 152V151H211ZM6 153V152H5ZM4 153V154H5ZM13 153V152H12ZM18 153V152H17ZM17 153H14V155L16 156L17 155ZM66 153V152H65ZM64 153V154H65ZM76 153H78V152H76ZM79 153H81V152H79ZM83 153V152H82ZM138 153V152H137ZM191 153H193V152H191ZM206 153H208V152H206ZM10 154H11V152H10ZM22 154V153H21ZM27 154V153H26ZM31 154V153H30ZM69 154V153H68ZM195 154V153H194ZM193 154V155H194ZM7 155V154H6ZM28 155V154H27ZM27 155H25L26 157H24L23 155V158H25V159H27ZM35 155V154H34ZM36 155V156H37ZM71 155V154H70ZM213 155V154H212ZM222 155V154H221ZM0 156H1V154H0ZM9 156V155H8ZM7 156V157H8ZM12 156V155H11ZM18 156V155H17ZM35 156V157H36ZM68 156V155H67ZM88 156V155H87ZM203 156V155H202ZM18 157H20V156H18ZM32 157H33V155H32ZM32 157H30V158H32ZM40 157L42 158V159H40L41 160V162L42 161H44L43 159H45L44 157H42L41 155H40ZM49 157V158H50ZM51 157V158H52ZM54 157H56V158H54ZM69 157V156H68ZM76 157V156H75ZM79 157V156H78ZM196 157V156H195ZM198 157V156H197ZM3 158H4V155H3ZM13 158V157H12ZM15 158V157H14ZM23 158H22V160H23ZM38 158H39V156H38ZM37 158V159H38ZM70 158V157H69ZM138 158V159H139ZM200 158V157H199ZM198 158V159H199ZM202 158V157H201ZM1 159V158H0ZM19 159L20 158H18V161H19ZM51 160V161H54V160ZM77 159V158H76ZM2 160V159H1ZM4 160H6V157H5V159ZM10 160V159H9ZM32 160V159H31ZM39 160V159H38ZM37 160V161H38ZM39 160V161H40ZM47 160V159H46ZM45 160V161H46ZM49 160V159H48ZM71 160V159H70ZM69 160V161H70ZM73 160V159H72ZM202 160V159H201ZM205 160H207V159H205ZM209 160H210V162H211V159L209 158ZM242 160H245V162H244V164H241V165H243L242 167H238V168H241L240 170L236 167V166H240L239 165V162L240 161H242ZM27 161V160H26ZM36 161V160H35ZM36 161V162H37ZM69 161H67L68 163H69ZM5 162V161H4ZM7 162V161H6ZM9 162V161H8ZM10 162H11V160H10ZM17 162V161H16ZM21 162V161H20ZM27 162H29V160L27 161ZM34 162V161H33ZM208 162V161H207ZM209 162V163H210ZM14 163V162H13ZM22 163V162H21ZM25 163V162H24ZM44 163V162H43ZM46 163V162H45ZM54 164H55V161L53 162ZM57 164H55V165H57V166H55L54 165V167H59L58 166V160H57V162H56ZM202 163V162H201ZM226 163V162H225ZM235 163V164H234ZM1 164H2V162H1ZM29 164V167H31V165L30 164H33L32 163V161H30V163H28ZM27 164V165H28ZM46 164H48V163H46ZM60 164H61V162H60ZM63 164V163H62ZM64 164H65V162H64ZM67 164V163H66ZM70 164V163H69ZM173 164V163H172ZM207 164V163H206ZM9 165H10V163H9ZM16 165H17V163H16ZM20 165V164H19ZM22 165V164H21ZM44 165V164H43ZM51 165V164H50ZM53 165V164H52ZM71 165V164H70ZM87 166H88V164H86ZM225 165V164H224ZM4 166V165H3ZM24 166V165H23ZM33 166H37V165H34L33 164ZM40 165H38V167H39ZM46 166V165H45ZM49 166V165H48ZM62 166V165H61ZM64 166V165H63ZM62 166V167H63ZM11 167V166H10ZM41 167V166H40ZM66 167H68V165L66 166ZM72 167V166H71ZM90 167V166H89ZM208 167V166H207ZM210 167H211V165H209V169H210ZM222 167H224V168H222ZM11 168H13V167H11ZM17 168H18V166H17ZM34 168V167H33ZM32 168V169H33ZM47 168V167H46ZM225 168H227L226 170H225ZM20 169V168H19ZM22 169V168H21ZM23 169H26L27 170V168L25 167V168H23ZM53 169V170H52ZM52 169H47L48 170V172L49 171H51V172H53L54 171V169H56V168H52ZM62 169H64V168H62ZM68 169H69V167H68ZM208 169V168H207ZM206 169V170H207ZM8 170V169H7ZM38 170V169H37ZM41 170V169H40ZM78 170V169H77ZM91 170V169H90ZM205 170V169H204ZM22 171V170H21ZM34 171H36V167H35V170ZM42 171H44V170H42ZM68 171V170H67ZM71 171H73V170H71L70 169V172ZM208 171V170H207ZM4 172V171H3ZM17 172V171H16ZM26 172V171H25ZM28 172V171H27ZM39 172V171H38ZM45 172V171H44ZM59 172V171H58ZM77 172V171H76ZM89 172V171H88ZM185 172V171H184ZM7 173V172H6ZM22 173H24L23 171H22ZM43 173V172H42ZM73 173H75V172H72V173H70V174H73ZM4 174V173H3ZM2 174V175H3ZM51 174V173H50ZM57 174H61V172L60 173H57ZM56 174V175H57ZM64 174V173H63ZM63 174L62 175H60L61 176V178L63 179ZM66 174L68 175L69 174V171L68 172H66ZM204 174V173H203ZM262 174V175H263ZM6 175V174H5ZM19 175V174H18ZM26 175V174H25ZM49 174L47 173V176H48ZM80 175V174H79ZM205 175V174H204ZM260 175V176H259ZM0 176H1V174H0ZM9 176H10V174H9ZM17 176V175H16ZM20 176V175H19ZM31 176V175H30ZM30 176H28V177H30ZM46 176V175H45ZM46 176V177H47ZM60 176H59V178H58V180L60 179ZM68 176H70V175H68ZM207 176V175H206ZM206 176H205V180H206ZM217 176L219 177V182H218V178H217ZM4 177V176H3ZM32 177H34V179H35V177L36 176H32ZM52 177V176H51ZM56 177V176H55ZM64 177H65V175H64ZM81 177V176H80ZM188 177H190V176H188ZM203 177V176H202ZM5 178V177H4ZM11 178H12V175H11ZM38 178H39V176H38ZM40 178H43V177H40ZM66 178H68V177H66ZM70 178V177H69ZM72 178V177H71ZM74 178V177H73ZM84 178V177H83ZM153 178V177H152ZM194 178V177H193ZM1 179H3V178H1ZM14 179V178H13ZM16 179V178H15ZM19 179V178H18ZM47 179H48V177H47ZM61 179V181H62V184L64 183V181ZM87 179V178H86ZM91 179V178H90ZM154 179V178H153ZM5 180V179H4ZM7 180V179H6ZM30 180V179H29ZM31 180H32V178H31ZM35 180H37V179H35ZM39 180H41V179H39ZM43 180H46V178L44 179L43 178ZM57 180V179H56ZM57 180V181H58ZM76 180V179H75ZM82 180H84V179H82ZM82 180H80L81 182H82ZM206 180V181H207ZM221 180V181H220ZM8 181H10L9 179H8ZM18 181V180H17ZM22 181V180H21ZM52 181V180H51ZM53 181H55V180H53ZM61 181H58V182H60V184H61ZM73 181V180H72ZM72 181H70V183H72ZM79 181V182H80ZM201 181V180H200ZM214 181V182H213ZM215 181H217L216 183H215ZM263 181V180H262ZM11 182H13L12 181V179H11ZM18 182H20V181H18ZM17 182V183H18ZM29 183L31 182V181H28ZM27 182V183H28ZM38 182V181H37ZM46 182H47V184H48V180H46ZM80 182V183H81ZM84 182V181H83ZM87 183L89 182V181H86ZM259 182H261V181H259ZM14 183V182H13ZM22 183V182H21ZM34 183H36V182H34ZM41 184H42V188H43V183L42 182H40ZM56 183V182H55ZM69 183V184H70ZM74 183H75V181H74ZM74 183H72V185H74ZM76 183H78V181L76 182ZM94 183V182H93ZM96 183V182H95ZM1 184H3V182L1 183ZM5 184V183H4ZM3 184V185H4ZM23 184V183H22ZM32 184V183H31ZM37 184V183H36ZM39 184V183H38ZM54 184V183H53ZM52 184V185H53ZM59 184V183H58ZM61 184V185H62ZM65 184H67V182L65 183ZM65 184H63V185H65ZM82 184V183H81ZM85 184V183H84ZM89 184V183H88ZM87 184V185H88ZM264 184V183H263ZM0 185V190H1V197L2 198H4V196H6L5 194H9L10 195V201L8 202V204L10 203L11 204V206H13L14 208H15V212H17L16 210H19V211H21V210H23V211H29V208H25V206H22L21 204H20V202H18L16 199H17V197L13 194V192H11V190L9 189V187H7L6 185H8V184H6V185ZM19 185V184H18ZM21 185V184H20ZM33 186H34V184H32ZM50 185H51V183H50ZM55 185V184H54ZM61 185H59V186H61ZM78 185V184H77ZM91 185V184H90ZM160 185H159V187H160ZM10 186V185H9ZM13 186H15V185H12V187ZM28 186V185H27ZM27 186H25L24 185V187H26V188H23V187H21V186H19V187H21L22 189H26V191H28L29 192V190L30 191H33L32 189H30V187L27 189ZM40 186V185H39ZM45 186V185H44ZM89 186V185H88ZM87 186V187H88ZM17 187V186H16ZM37 187V186H36ZM49 187V186H48ZM54 187H56V186H54ZM53 187V188H54ZM62 187V186H61ZM61 187L59 188V189H61ZM64 187V186H63ZM66 187H68V184L66 185ZM66 187H64L65 188V190H68ZM71 187V186H70ZM69 187V188H70ZM80 187V186H79ZM84 187H85V185H84ZM97 187V186H96ZM101 187V186H100ZM113 187V186H112ZM45 188V187H44ZM89 188V187H88ZM117 188H119V186L117 187ZM161 188V187H160ZM160 188L158 189V186H157V189L160 191ZM163 188V187H162ZM169 188V187H168ZM18 189V188H17ZM40 189V188H39ZM52 189V188H51ZM73 189V188H72ZM80 189H82V188H80ZM93 189H94V187H93ZM102 189V188H101ZM106 189V188H105ZM108 189H110V188H108ZM113 189V188H112ZM156 189V190H157ZM16 190V189H15ZM50 190V189H49ZM53 190V189H52ZM62 190H64V189H62ZM83 190V189H82ZM97 190V189H96ZM111 190V189H110ZM157 190V191H158ZM170 190V189H169ZM18 191V190H17ZM26 191H24L25 192V194H26ZM36 191V190H35ZM35 191L34 192H31V193H33L32 194V196L34 197V198H38V196H39V194H37L38 196H36V195H34L35 194ZM39 191H41V190H39ZM56 191V190H55ZM70 191V190H69ZM102 191V190H101ZM118 191H120V188H119V190ZM16 192V191H15ZM21 192V196H22V194L24 193H22V191H20ZM27 192V194H28V196H30L31 197V199H30V197H29V200H27V201H32V200H34L35 201V203L34 202H32V205H33V203L34 204H36V202H37V200H35L34 198L32 199V196H31V193L29 194ZM41 192H43V191H41ZM40 192V193H41ZM50 192V191H49ZM61 192V191H60ZM74 192V191H73ZM72 192V193H73ZM91 193H92V191H90ZM115 192H117V191H115ZM3 193V194H2ZM18 193V192H17ZM59 193V192H58ZM63 193V192H62ZM66 193H68V191L66 192ZM80 193V192H79ZM85 193V191L83 192V194ZM157 194H158V192H156ZM155 193V194H156ZM20 194V193H19ZM18 194V195H19ZM27 194L25 195V197H28L27 196ZM45 193H43V195H44ZM61 194V193H60ZM65 194V193H64ZM70 194V193H69ZM86 194V193H85ZM89 194V193H88ZM87 194V195H88ZM95 192H94V196H95ZM98 194V193H97ZM116 194V193H115ZM156 194V195H157ZM40 195H42V194H40ZM42 195V196H43ZM47 195H50V194H47ZM52 195V194H51ZM63 195V194H62ZM75 195H77V194H75ZM79 195V194H78ZM82 195V194H81ZM36 196V197H35ZM44 196H46V194L44 195ZM64 196V195H63ZM69 197H71V198H73L74 197V194L73 195H68ZM85 196V195H84ZM83 196V197H84ZM114 196H116V195H114ZM119 196V195H118ZM155 196V195H154ZM171 197H172V195H170ZM7 197V196H6ZM5 197V198H6ZM9 197V196H8ZM55 197V196H54ZM60 197H62V196H60ZM77 197V199H78V196H76ZM80 197V196H79ZM113 197V196H112ZM36 198V199H37ZM41 198V197H40ZM39 198V199H40ZM46 198V197H45ZM65 198V197H64ZM63 198V199H64ZM90 198H93V197H91L90 196ZM90 198L88 199V201H91L90 200ZM96 198V197H95ZM117 198V197H116ZM7 199V198H6ZM42 199V198H41ZM47 199H49V197L47 196ZM50 199H51V196H50ZM49 199V200H50ZM85 199H86V197H85ZM84 199V200H85ZM103 199V198H102ZM109 199V198H108ZM158 199V198H157ZM172 199H173V197H172ZM171 199V200H172ZM180 199V200H179ZM1 200V199H0ZM22 200V199H21ZM21 200H19V201H21ZM25 200V201H26ZM46 200V199H45ZM49 200H47L48 202H49ZM65 200H69V199H67V195H66V199ZM64 200V201H65ZM71 200V199H70ZM80 200V199H79ZM78 200V202L79 203H81L80 201ZM83 200V201H84ZM93 200V199H92ZM114 200V199H113ZM15 201H17V202H15ZM24 201V200H23ZM77 201V200H76ZM83 201H82V203H83ZM95 201V199L93 200V202ZM105 201V200H104ZM110 201H112L111 199H110ZM116 201H118L117 199H116ZM116 201H115V203H116ZM121 201V200H120ZM173 201H174V199H173ZM1 202H2V200H1ZM4 202H5V199H4ZM3 202V203H4ZM39 202V201H38ZM37 202V203H38ZM59 202H60V200H59ZM63 202V201H62ZM61 202V203H62ZM69 202V201H68ZM67 202V203H68ZM71 202H73V203H75L74 201H71ZM87 202V201H86ZM153 202H154V200H153ZM185 202V203H184ZM6 203V202H5ZM24 203V202H23ZM27 203L28 202H25L24 204H26L27 205ZM60 203V205H62ZM65 203H66V201H65ZM78 203V204H79ZM99 203V202H98ZM98 203L96 204V205H98ZM112 203H113V201H112ZM119 203V202H118ZM9 204V205H10ZM42 204V203H41ZM45 204V203H44ZM44 204H43V206H44ZM49 204H51L50 202H49ZM48 204V205H49ZM88 204V203H87ZM87 204L86 205H83V204H81V205H83V206H86V209H87ZM6 204H4V206H5ZM31 205V206H32ZM40 205V204H39ZM66 205V204H65ZM72 205V204H71ZM104 205H106L107 206V204H104ZM3 206V207H4ZM7 206V205H6ZM28 206V205H27ZM38 206V205H37ZM46 206V205H45ZM44 206V208L46 209L47 207H45ZM63 206V205H62ZM74 206H75V204H74ZM77 206V205H76ZM75 206V207H76ZM82 206V208H84ZM114 206V208H116L115 207V205H113ZM9 207V206H8ZM7 207V208H8ZM30 207V206H29ZM36 207V206H35ZM42 207V206H41ZM40 207V208H41ZM64 207H66V206H64ZM74 207V208H75ZM100 207V206H99ZM98 207V209H100ZM102 207V206H101ZM135 207V206H134ZM12 208V207H11ZM10 207H9V209H11ZM37 208V207H36ZM36 208H34V209H36ZM39 208V209H40ZM73 208V207H72ZM72 208H70V209H72ZM77 208V207H76ZM93 208V207H92ZM95 208V207H94ZM93 208V209H94ZM132 208V207H131ZM167 209H168V211H169V208L168 207H166ZM24 209H26V210H24ZM66 209H68V208H66ZM92 209V210H93ZM117 209V208H116ZM120 209H122V208H120ZM6 210V209H5ZM12 210H13V208H12ZM32 211H33V209H31ZM37 210H38V208H37ZM36 210V211H37ZM78 210H80V209H78ZM78 210H76V211H78ZM83 210V209H82ZM113 210V209H112ZM123 210V209H122ZM220 210V209H219ZM218 210V211H219ZM7 211H8V209H7ZM6 211V212H7ZM32 211H29V212H27V213H29V215L28 216H31V215H33L34 216V214H33V212ZM43 211H44V209H43ZM46 211V210H45ZM44 211V212H45ZM60 211H62V208L60 209ZM67 211V210H66ZM66 211H65V213H66ZM71 211V210H70ZM84 211H86V210H83V213L85 214V212ZM98 211V210H97ZM101 211V210H100ZM117 211H120V210H117ZM137 211V210H136ZM10 212H11V210H10ZM34 212H35V210H34ZM42 212V211H41ZM47 212V211H46ZM49 212V211H48ZM47 212V213H48ZM73 212V211H72ZM79 212H81V210L79 211ZM93 212V211H92ZM106 212V211H105ZM126 212V211H125ZM140 212H142L141 210H140ZM232 212V213H231ZM19 213V212H18ZM17 213V214H18ZM22 213V212H21ZM24 213H26V212H24ZM50 213V212H49ZM62 213H63V211H62ZM87 213V212H86ZM89 213V212H88ZM102 213V212H101ZM122 213V212H121ZM131 213V212H130ZM129 213V214H130ZM135 213V212H134ZM6 214V213H5ZM10 213H8V215H9ZM36 214H38V213H36ZM46 214V213H45ZM69 214V213H68ZM71 214V213H70ZM89 214H93L94 215V213H91V211H90V213ZM108 214V213H107ZM110 214H112V213H110ZM114 214V213H113ZM116 214V213H115ZM127 214V213H126ZM138 214V213H137ZM220 214V213H219ZM49 215V214H48ZM67 215V214H66ZM83 215V214H82ZM92 215V216H93ZM109 215V214H108ZM131 215H133L132 213H131ZM142 215V214H141ZM27 216V215H26ZM27 216V217H28ZM36 216V215H35ZM34 216V217H35ZM68 216V215H67ZM79 217H80V215H78ZM94 216H96V215H94ZM102 216V215H101ZM9 217V216H8ZM39 217V216H38ZM37 217V219H35L37 222V225H38V227H39V233H40V228L42 227L41 225V220L39 221V219L40 218H38ZM40 217H43V215L41 216L40 215ZM74 217V216H73ZM77 217V216H76ZM82 217V216H81ZM86 217H88V216H86ZM90 217V216H89ZM106 217L107 216H105V219H106ZM2 218H4V217H2ZM7 218V217H6ZM30 218V217H29ZM31 218H33V217H31ZM65 219H66V217H64ZM85 218V217H84ZM91 218V217H90ZM103 218V217H102ZM107 218H109V217H107ZM115 218V217H114ZM119 218L121 219V217L119 216ZM135 218V217H134ZM10 219V218H9ZM9 219H8V221H9ZM18 219V218H17ZM34 219V218H33ZM52 219V218H51ZM63 219V218H62ZM67 219H68V217H67ZM112 219V218H111ZM126 219V218H125ZM132 219H133V217H132ZM4 220V219H3ZM15 220V219H14ZM23 220V219H22ZM89 220V219H88ZM93 220H95V219H93ZM107 220H109V219H107ZM117 220V219H116ZM116 220H115V223H116ZM122 220V219H121ZM124 220V219H123ZM122 220V221H123ZM128 220V219H127ZM63 221V220H62ZM72 221V220H71ZM122 221H121V223H122ZM1 222H2V219H1ZM7 222V221H6ZM74 222V221H73ZM119 222H120V220H119ZM117 223V225H119V226H117L116 227V225H115V227L118 229L119 227H120V225H121V223ZM126 222V221H125ZM131 222V221H130ZM17 223V222H16ZM78 223V222H77ZM87 222H85V224H86ZM88 223H89V221H88ZM91 223H94V222H92L91 221ZM112 223H113V220H112ZM136 223V222H135ZM2 224V223H1ZM9 224V223H8ZM59 224V223H58ZM82 224H84V223H82ZM105 224H107V223H104V225ZM114 224V223H113ZM113 224H112V226H113ZM36 225V226H37ZM61 225V224H60ZM93 225V224H92ZM96 225V224H95ZM94 225V227H96ZM124 225H126V224H124ZM133 225V224H132ZM221 225V224H220ZM238 225V224H237ZM1 226V225H0ZM65 226V225H64ZM82 226V225H81ZM81 226H79L80 227V229H81ZM88 226V225H87ZM6 227V226H5ZM9 227V226H8ZM17 227V226H16ZM20 227V226H19ZM60 227V226H59ZM63 227V226H62ZM70 227H71V225H70ZM84 227V226H83ZM126 227V226H125ZM132 227V226H131ZM233 227H235V226H233ZM243 227V228H244ZM1 228H4V227H1ZM10 228V227H9ZM26 228V227H25ZM24 228V229H25ZM37 228V227H36ZM36 228H35V230H36ZM88 228V227H87ZM97 228V227H96ZM110 228V227H109ZM133 228V227H132ZM221 228V227H220ZM244 228V229H245ZM5 229V228H4ZM4 229H1V230H3L4 231ZM19 229V228H18ZM17 229V230H18ZM28 229V228H27ZM44 229V228H43ZM65 229V228H64ZM64 229L62 230V232L64 231ZM70 229V228H69ZM79 229V228H78ZM91 229V228H90ZM100 229V228H99ZM105 229H106V227H105ZM112 229V228H111ZM123 229V228H122ZM137 229V228H136ZM55 230V229H54ZM68 230V229H67ZM118 230H120V232H122L121 231V227H120V229H118ZM231 230V229H230ZM11 231V230H10ZM73 231V230H72ZM71 231V232H72ZM93 231H95V230H93ZM108 231V230H107ZM135 231V230H134ZM27 232V231H26ZM65 232L67 233V231L65 230ZM64 232V233H65ZM70 232V231H69ZM217 232V231H216ZM8 233H10V232H8ZM38 233V232H37ZM65 233V234H66ZM76 233V232H75ZM81 233V232H80ZM91 233H92V230H91ZM91 233H90V235H91ZM108 233V232H107ZM127 233V232H126ZM218 233V232H217ZM4 234V233H3ZM7 234V233H6ZM12 234V233H11ZM14 234H15V229H14ZM29 234V233H28ZM64 234V235H65ZM86 234H88V233H86ZM118 234H120V233H118ZM244 234V233H243ZM24 235V234H23ZM104 235V234H103ZM105 235H107V234H105ZM110 235V234H109ZM212 235V234H211ZM213 235H214V233H213ZM215 235H216V233H215ZM245 235V234H244ZM9 236V235H8ZM47 236V235H46ZM73 236H74V234H73ZM87 236V235H86ZM115 236V235H114ZM208 236V235H207ZM248 236V235H247ZM250 236V235H249ZM33 237V236H32ZM48 249H47V252L46 253H48L49 254V257H51V258H57L58 260H60L59 262H61V259H63V256H62V254H61V250L62 251H64V247L66 246V245H64L63 244V246H58V245H60V244H58L60 241H59V238H58V236H57V234L55 233V231H51L50 232V234H48ZM65 237V236H64ZM66 237H69L68 236V233H67V236ZM92 237V236H91ZM100 237V236H99ZM102 237V236H101ZM112 237V236H111ZM127 237V236H126ZM125 237V238H126ZM131 237H133V236H131ZM179 236H177V238H178ZM183 237V236H182ZM204 237V236H203ZM197 238L198 240H196V242H195V248H193V250L195 249V251H196V253H199V255H200V257L204 260V259H207V258H211L212 260H214L215 261V264H225L224 263V257L222 256V254L221 253H216L215 252V248L214 249H212L211 248V244H210V241H209V238L208 239H206V237H204V238ZM210 237V236H209ZM246 237V236H245ZM250 237V238H251ZM41 238H42V235H41ZM63 238V237H62ZM71 238H75V237H71ZM71 238H70V240H71ZM79 238V237H78ZM98 238V237H97ZM97 238H96V240H97ZM137 238H138V235H137ZM185 238V237H184ZM213 238V237H212ZM11 239V238H10ZM30 239V238H29ZM80 239V238H79ZM91 239V238H90ZM94 239V238H93ZM105 239H108L109 240V238L107 237V238H105ZM104 239V240H105ZM112 239V238H111ZM124 239V238H123ZM132 238H130V240H131ZM183 239V238H182ZM214 239V238H213ZM244 239V238H243ZM28 240V239H27ZM32 240V239H31ZM42 240V239H41ZM65 240V239H64ZM74 239H72L71 241H73ZM103 240V241H104ZM125 240H128V239H125ZM26 241V240H25ZM36 241V240H35ZM34 241V242H35ZM91 241V240H90ZM133 241H135V239L133 238ZM211 241H214V240H212L211 239ZM245 241V240H244ZM249 241V240H248ZM18 242V241H17ZM21 242V241H20ZM23 242V241H22ZM30 242V241H29ZM28 242V243H29ZM32 242V241H31ZM41 241H39V243H40ZM75 242V245L77 244L76 243V240L74 241ZM74 242H73V245H74ZM85 242V241H84ZM108 242V241H107ZM123 242V241H122ZM131 242V241H130ZM250 242V241H249ZM254 242V243H253ZM12 243V242H11ZM19 243V242H18ZM27 243V242H26ZM83 243V242H82ZM132 243L133 242H131V245H132ZM135 243V242H134ZM246 243V242H245ZM17 244V243H16ZM22 244V243H21ZM25 244V243H24ZM29 244H31V243H29ZM28 244V245H29ZM33 244V243H32ZM71 244V243H70ZM104 244H105V242H104ZM106 244H108V243H106ZM105 244V245H106ZM110 244V243H109ZM138 244V243H137ZM251 244V243H250ZM5 245H6V243H5ZM26 245V244H25ZM28 245H26V246H28ZM36 245V244H35ZM98 245H99V243H98ZM97 245V246H98ZM124 245V244H123ZM128 245H130L129 243H128ZM127 245V246H128ZM128 246L129 248L131 247L132 248V246ZM245 245V244H244ZM247 245V244H246ZM16 246V245H15ZM18 246V248H19V244L17 245ZM32 245H30V247H31ZM44 246V245H43ZM77 246H79V244L77 245ZM73 247V251H74V249L75 248H78V247ZM86 246V245H85ZM110 246V245H109ZM126 246V247H127ZM12 247V246H11ZM60 247V248H59ZM63 247V248H62ZM68 247H69V245H68ZM83 247V246H82ZM103 247V244H102V246H101V248ZM139 247V246H138ZM32 248V247H31ZM62 248V249H61ZM67 247H65V250L67 251V249H66ZM70 248V247H69ZM68 248V249H69ZM136 248V247H135ZM28 249H30V248H28ZM27 249V250H28ZM33 250H32V253H31V250H30V253H27L26 251L24 252V254L21 256L20 255V263L21 264H42V260H43V258H42V254L40 253V251H39V248H37V247H33L32 248ZM61 249V250H60ZM80 248H78L77 249V251L79 250ZM94 249V248H93ZM103 249V248H102ZM122 249V248H121ZM128 248H126L125 250H127ZM133 249H134V247H133ZM22 250V249H21ZM81 250V249H80ZM79 250V251H80ZM86 250V249H85ZM98 250H99V248H98ZM101 250V249H100ZM104 250H105V248H104ZM103 250V251H104ZM18 251H20V250H18ZM24 251V250H23ZM72 251V252H73ZM76 251V252H77ZM78 251V252H79ZM109 251V250H108ZM128 252H129V255H130V251H131V253H132V250L130 249V251H129V249L127 250ZM126 251V252H127ZM138 251V250H137ZM217 251V250H216ZM14 252V251H13ZM20 252H22V251H20ZM75 252V251H74ZM95 251H93V253H94ZM123 252V251H122ZM134 252V251H133ZM62 253H64V252H62ZM82 253V252H81ZM100 253V252H99ZM103 253H105V252H103ZM195 253V252H194ZM14 254H17V253H14ZM14 254H13V256H14ZM91 254V253H90ZM114 254V253H113ZM116 254V253H115ZM133 254H135V253H133ZM19 255V254H18ZM69 255L71 256V254L69 253ZM75 257H77V259H78V255H77V253H76V255L75 254H73ZM81 255V254H80ZM79 255V257L82 259V257H83V255L82 256H80ZM97 255H98V253H97ZM103 255V254H102ZM124 255H125V252H124ZM128 255V254H127ZM65 256H67V252H66V254H65ZM64 256V257H65ZM74 256H72V257H74ZM95 256V255H94ZM111 256V255H110ZM110 256H109V258H110ZM133 256V255H132ZM132 256H131V258H132ZM16 257V256H15ZM19 257V256H18ZM69 257V256H68ZM85 257V256H84ZM92 257V256H91ZM104 256H102L101 257V259L103 258ZM108 257V256H107ZM125 257V256H124ZM214 257V258H213ZM48 258V257H47ZM88 258V257H87ZM100 257H98V259H99ZM105 258V257H104ZM104 258H103V262H105L104 261ZM128 258V257H127ZM135 258V257H134ZM11 259V258H10ZM12 259H14V258H12ZM67 259V258H66ZM115 259V258H114ZM113 259V260H114ZM117 259V258H116ZM145 259V258H144ZM47 260V259H46ZM49 260V259H48ZM69 260V259H68ZM75 260V259H74ZM16 261H17V259H16ZM51 261V260H50ZM70 261V260H69ZM87 261V260H86ZM91 261V260H90ZM107 261V260H106ZM130 261V260H129ZM145 261V260H144ZM54 262V261H53ZM65 262V261H64ZM66 262H67V260H66ZM74 262V261H73ZM78 262H79V264H80V259L78 260ZM88 262V261H87ZM86 262V263H87ZM210 262V261H209ZM250 262V261H249ZM47 263V262H46ZM63 263V262H62ZM69 263V262H68ZM76 263H77V260H76ZM86 263H84V264H86ZM90 263V262H89ZM88 263V264H89ZM98 263V262H97ZM96 263V264H97ZM139 263V262H138ZM207 263V262H206ZM214 263V262H213ZM45 264V263H44ZM67 264V263H66ZM70 264H71V262H70ZM73 264V263H72ZM83 264V263H82ZM92 264V263H91ZM104 264H106V263H104ZM128 264H129V262H128ZM134 264H136V263H134ZM141 264V263H140Z\"/></svg>","mask_w":264,"mask_h":264}]
</instances>
